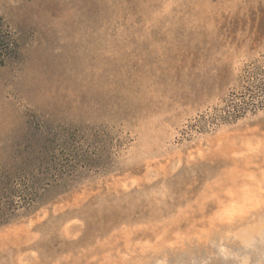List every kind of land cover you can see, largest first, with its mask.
<instances>
[{
	"label": "rangeland",
	"instance_id": "obj_1",
	"mask_svg": "<svg viewBox=\"0 0 264 264\" xmlns=\"http://www.w3.org/2000/svg\"><path fill=\"white\" fill-rule=\"evenodd\" d=\"M0 264H264V0H0ZM41 159L42 162L35 161ZM30 162V163H25Z\"/></svg>",
	"mask_w": 264,
	"mask_h": 264
},
{
	"label": "trees",
	"instance_id": "obj_2",
	"mask_svg": "<svg viewBox=\"0 0 264 264\" xmlns=\"http://www.w3.org/2000/svg\"><path fill=\"white\" fill-rule=\"evenodd\" d=\"M11 31L0 17V65L12 53ZM257 65L244 69L238 79V90L230 94L229 101L218 116L224 121H233L245 113L264 108V74ZM42 162L41 159H36ZM30 163V162H25ZM43 163V162H42ZM44 164V163H43ZM22 175L13 177L3 175L0 187V224L18 212L20 208H27L33 201L32 184L23 180Z\"/></svg>",
	"mask_w": 264,
	"mask_h": 264
}]
</instances>
